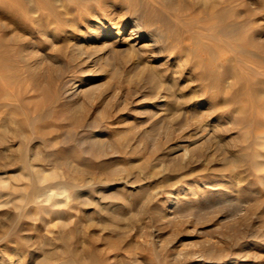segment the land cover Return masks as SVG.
<instances>
[{
    "label": "rangeland",
    "instance_id": "374dc122",
    "mask_svg": "<svg viewBox=\"0 0 264 264\" xmlns=\"http://www.w3.org/2000/svg\"><path fill=\"white\" fill-rule=\"evenodd\" d=\"M208 1L204 6L200 0H99L81 14L70 10L56 32L36 35L46 45L40 52L59 57L66 71L62 81L75 89L71 101L64 97L53 105L58 128L70 134L57 139L64 142L54 149L60 164L0 165L8 192H0V249L9 245L7 251L16 259L27 247L26 235L33 233L35 245L41 246L38 256L49 252L59 264L76 251L87 264L91 251L111 259L118 251L109 264H190L184 263L185 254L207 248L236 264H264V141L259 139L264 107L258 92L264 83L253 71L264 56V0ZM17 3L0 0V19L14 30H4L5 40L16 31V14L5 6ZM174 12L183 17L176 20ZM131 14L145 33L134 41L136 53L124 44L115 46L111 38L81 41L94 23H114L116 31ZM129 36L133 33L125 27L120 39ZM152 37H158L157 46H149ZM42 68L39 81L53 97L60 83L50 86ZM149 72L158 74L159 87L151 85ZM74 116L80 118L79 126L70 125ZM238 153L241 161L232 172L236 178L224 166ZM42 176L47 179L39 183ZM59 182L90 186L89 202H77L73 195L87 189L65 185L52 188L62 202L57 208L49 209L45 202L26 205L22 198L36 187ZM223 192H229L232 202L225 211L216 206L199 212L201 203ZM240 200H246L244 209L236 212ZM108 209L114 216L107 215ZM26 211L31 218L24 217ZM13 226L22 231L4 237ZM154 234L155 240L149 238ZM235 234L242 237L239 244ZM197 260L193 264L213 261Z\"/></svg>",
    "mask_w": 264,
    "mask_h": 264
},
{
    "label": "bare ground",
    "instance_id": "6f19581e",
    "mask_svg": "<svg viewBox=\"0 0 264 264\" xmlns=\"http://www.w3.org/2000/svg\"><path fill=\"white\" fill-rule=\"evenodd\" d=\"M15 1L18 2L15 7L13 5L5 6V10L6 11H9L10 13L13 12V13L16 14V18L13 21V23L16 24V31L12 32L13 38H8L7 40H5V37L8 34H5V33L3 34L4 30H6V31H7V29L11 30V28L7 27V25L5 23H3V20L0 19V33H1L0 34V165L6 166L7 164H10V163H19V164H23V165H32L33 162L41 163V164H47V165H50V164H54V165L56 164L57 165V164L61 163V160H60L61 157H59L58 155H56L54 153L55 152L54 149H55V147L58 144H61V145L64 144V142H58L57 139L61 135H64V137H65L64 139H66V137H68V135L70 133L69 132H66V133L63 132L62 133L61 130L58 128L61 125V123L59 122V119L55 118V111H54L53 105L60 98H64V97L65 98L66 97L69 98L70 101H71V99L73 98V94L75 92V89H74V92H72V87L71 88L70 87L66 88L65 82L62 81V79L64 78V76L66 74V71H65L64 65H63L64 63L59 59L58 56H56V55L50 56L49 55L50 52H49V54H47L48 51L45 54L44 53L42 54L40 52V50L41 51L45 50L46 49V45L43 43V40L40 39V37H37L36 35L38 34L40 36H42V35L43 36L44 35L47 36L49 33L56 32V29L59 26L64 24V19L67 17V15L69 14L70 10L73 9L76 13H80L81 14L82 12H85L87 10V6L88 5L98 4L99 0H5V2H9V3L10 2H15ZM162 1L165 2V0H162ZM218 1H221V0H218ZM200 2L204 6H206L209 1L208 0H200ZM211 4H212V2H211ZM168 5H169V3H168ZM123 7H126V6L124 5ZM106 9L107 8H105V10ZM102 11H104V10H102ZM90 12H92V10L89 11V13ZM108 12H110V11H108ZM4 13L5 12H3V15H4ZM70 14H72V12ZM173 14L176 17V20H179V19H181L183 17V15L181 16V13L174 12ZM10 15H8V16H10ZM91 15H92V13H91ZM92 16H95V15H92ZM12 17H14V15H12ZM135 17H134V14H131V15L127 16L126 18L122 19L121 27H119L116 31H112V28L114 27V25H113L114 23L111 24L109 22L108 25H102L101 21L96 22V23H94L95 25H93V27L90 26L92 31H90L87 35H84L85 33L83 34L84 37H83V39L81 41H86V40H88L91 37H94V38H97V39L111 38V39L115 40V41H113V43H115L114 44L115 46H117V45L119 46L120 44H122V45L124 44V46H127L128 49L130 50L129 52L132 53V52H134L136 50L134 48L136 42H134V41H136L137 39L142 38L144 36V34H145L143 32V30L141 29V27H140V23L138 22V20ZM70 20H71V18H70ZM184 20L186 21L188 19H184ZM188 21L191 23V22H196L197 20L196 19H189ZM75 22H76V20H75ZM9 24H11V23H9ZM74 24L75 23H73V25ZM77 24H79V23H77ZM52 25H53V27L50 28V26H52ZM12 26H14V25L12 24ZM125 27L130 29V31L133 33L132 37L129 36V37H131V39H129V38L128 39L127 38L124 39L125 37L123 39H120V36H121V34H123V30H124ZM12 30H13V28H12ZM150 31H151V29H150ZM150 31H148V32H150ZM53 34H55V36H57L56 33H53ZM74 37H75V34H74ZM218 37H220V36H218ZM157 38L158 37H152V39H150L149 46H151V47L153 46L154 47L156 45ZM130 40L133 41L132 44L129 43ZM169 40H170V38H169ZM128 49H126V50H128ZM161 50H163V49H161ZM124 51H122V53H121V51L118 52V53H121V54L125 55L123 53ZM125 52L127 53V51H125ZM136 52L137 51H135V53ZM157 53H158V51H157ZM156 54H153V55H156ZM127 55H128V53H127ZM130 55H132V54H130ZM257 62H258L257 65L259 66V68L256 69V70H253L254 69L253 68L252 70L254 71V73H256V75L260 76V78H261L260 79V83L261 82L264 83V80H262V79H264V56H260L258 58ZM42 67H44V69L46 68L45 71L48 72V79H47L46 82L50 86L54 85L57 81H59V83H60L57 86L56 93H55V95L53 97L50 96L48 91L45 90V86H43L40 83V81H39V74H41L39 71H40V69ZM146 70H148V69H146ZM140 73H143V71H140L137 74H140ZM204 75H205V72H204ZM147 76L149 77V81H150V83H151V85L153 87H159L160 86V80H159V77H158L157 73L149 72V75H147ZM40 78H41V76H40ZM42 83H43V81H42ZM258 92L260 93V95L258 93V95H259V104H260V106L264 107V91H258ZM44 97H45V99H48V100L46 101L44 99ZM71 108H70V110H71ZM78 118L76 116L73 117L72 122L70 124L72 127H76V126L80 125V122L78 121ZM259 139L261 140L260 142H263L264 141V135H261ZM91 140H92L91 143L94 144L95 143V139H91ZM11 147H14V150H12ZM43 148L48 150V152H46V153L39 152V150H42ZM233 154H232V157L229 158L225 162V166L224 167L229 168L228 171L231 173L230 174L231 177L234 176V177L237 178L238 174H234V173L232 174V172L237 169L236 167H237V164H239L240 161H241V156L239 155V153L235 154V155H233ZM243 161H244V159H243ZM70 169H72V168L70 167ZM72 170H74V169H72ZM89 177H92V176H89ZM228 178H229V176H228ZM46 179H47V177H45V176L40 177L39 178V183L45 181ZM91 181H92V179H91ZM110 182H112V181H110ZM227 182H229V181H227ZM232 182L235 183L234 180H232ZM64 185L66 187H70V188H74V189H82V188L87 189V190H85V193H83V192L79 193L80 191L76 190L73 195H74V198H75V200L77 202H82L83 204H85V202L86 203L89 202V200L91 198L90 197V193H92V192H90V188H91L90 186H78V185H75V184L72 185V184H70L68 182H59L56 185H50L48 187H45V188H43V190H38V187H36L35 189H33V191L31 193L23 194L22 198L27 200L26 205L27 204L30 205V204H34V203H38V202H45V203L48 204V208L49 209L57 208V207H59L62 204V202L59 201V200H56L55 196L57 194H59V193L56 190L53 191L52 188H55L54 186H60L59 188H57V187L56 188L57 189H62L63 187H61V186H64ZM6 186L7 185H6L5 181L2 178H0V192L8 193L7 190H6ZM228 191H230V190H228ZM234 191H236L235 194L240 195L239 189H234ZM246 192H248V190ZM228 193L223 192V193L219 194L217 196V198H215L213 200L204 201L199 206V208H200L199 212H202V211L206 210L207 208H210V209L214 208L216 206L218 208H221L222 210L225 211V206L232 203L231 201H230L231 203H229V200H230L229 196L230 195ZM82 197L85 198V199H82ZM84 200H85V202H84ZM245 201L240 200L238 203H236V205L234 206V211H236V212L240 211L243 208V203H245ZM246 204H247V202H246ZM102 208L104 209L105 207H102ZM107 208H105V209H107ZM108 210L109 211L107 212V215L114 216V213L110 209H108ZM125 213H126V211H125ZM58 214H59V211H58ZM141 214H142V212H141ZM23 215L27 219L31 218L30 215L27 213V211L24 212ZM120 215H122V213ZM262 215L263 214H261V217H262ZM57 217H58V215H57ZM57 217H56V219H57ZM122 219H123V217H122ZM22 226H23V224H22ZM21 231H22V229H19L18 227H14V226H13V228L10 227V228L6 229V231L4 232V237L12 235V234L13 235H17ZM23 231H27V230L25 229ZM151 232H153V231L151 230ZM151 232H150V234H151ZM153 233H155V231ZM230 233H232V231ZM34 234H36V233H34ZM155 235H157V234L150 235L149 238L154 239ZM235 236L236 237H234V242L235 243L238 242L237 244H239V240H241L242 237L239 236V235H236V234H235ZM254 237H256V235ZM0 239H1V237H0ZM262 240L264 241V239H262ZM250 241L252 242L253 240H250ZM244 242H246V240ZM46 243L47 242H45V244ZM17 244L15 243L13 248H16ZM23 244H25L27 247H26L25 251L22 250V252H18L15 255L16 259L14 258V254H12L11 252L7 251V248H8L7 246H9V245H7L4 248L0 249V264H16V263H18V264H59V262L56 259H54L52 254L49 253V252L45 253L42 258H40L38 256L37 251H38L39 248H41V246L39 247V246L35 245L33 233L32 234L30 233V234L26 235ZM216 244H217V242H216ZM261 245L263 246L264 243H261ZM18 246H20V245H18ZM20 247H22V246H20ZM80 247H82V246H80ZM113 249H115V246H113ZM203 249H205V248L203 247ZM200 251H201V249H200ZM215 252H217V250H213L212 248H207L205 250H202L201 253H196V254H199L198 256H196V254L193 253V252L192 253L188 252L187 254L184 255V263H186V262L190 263L191 262L190 264H193V262L195 263V261L199 258L197 261H202V262H207V263H209L211 260H213L212 264H236V262L233 259H230V258L228 259V257L226 258V257H224L222 255H217ZM116 253L119 254L118 251L115 252V255H117ZM103 254H105V253H103ZM74 255H75V257H73V258H71V259H69L67 261L62 262V264H87L85 262L86 259H83L82 256H79V253H77V251H76V254H74ZM115 255H114V257H112V259H111V257H107V256H104L103 258H100V257H97V255H96V253L94 251L93 252L91 251V252H89V254L85 258H87L88 261L91 264H109L110 260H114V258L116 257ZM226 256H228V254ZM174 258H175V256H174ZM211 258H214V259H211ZM63 259H66V258H63ZM118 259H120V258H118ZM117 261L115 260V261L111 262L110 264H117V263H115ZM120 263L122 264L123 262L120 261ZM127 264H129V263H127Z\"/></svg>",
    "mask_w": 264,
    "mask_h": 264
}]
</instances>
